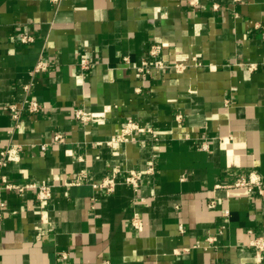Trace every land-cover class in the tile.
Returning <instances> with one entry per match:
<instances>
[{
  "label": "crops",
  "instance_id": "0c3cea01",
  "mask_svg": "<svg viewBox=\"0 0 264 264\" xmlns=\"http://www.w3.org/2000/svg\"><path fill=\"white\" fill-rule=\"evenodd\" d=\"M153 43L172 67L138 71ZM39 58L49 66L32 73ZM77 107L102 116L82 122ZM128 119L157 139L105 143ZM10 146L0 175L52 195L0 189V264H264L249 245L264 239V198L229 186L264 182V0H0V150ZM150 163L139 200L124 176ZM112 173V191L93 188Z\"/></svg>",
  "mask_w": 264,
  "mask_h": 264
},
{
  "label": "built area",
  "instance_id": "2783aa9c",
  "mask_svg": "<svg viewBox=\"0 0 264 264\" xmlns=\"http://www.w3.org/2000/svg\"><path fill=\"white\" fill-rule=\"evenodd\" d=\"M199 0H188L189 5L196 6L198 4ZM34 40V37L32 34L28 33L27 31H21L19 33V41L21 43H29ZM165 45L163 43H153L149 46L148 49V55L149 58L143 59L141 64L137 66L138 71H144L146 67H154L155 69H164L172 67L171 65H167L164 63L162 59L159 57H156L158 53L163 49ZM123 60L125 62H128V57H124ZM79 68L81 71H88L94 66V61L87 57L85 54L80 55L79 60ZM49 66L48 61L39 58L33 69L32 73H40L42 71H45ZM173 67H175L177 70H181L184 65L182 63L174 64ZM24 89H28V84L24 85ZM26 109L30 113H36L40 110V104L35 99H28L24 101ZM8 111L10 113L11 118L13 119L14 127H18V119L20 114V107L17 106L16 103H10L7 105ZM73 116L82 121L87 122L91 119L99 118L102 116L101 112H92V111H86L82 107H77L74 110ZM179 117V116H178ZM139 132H148L150 133L155 139H157V133L152 130L150 127L147 126H141L137 122L128 119L123 123V125L120 127L118 133L111 137L109 140L105 141V143L112 145L115 142H125L129 140H134V133ZM64 140V136L62 133H56L53 135V141L61 142ZM41 149H46V144L40 145ZM201 149H206L207 144L205 142H202L200 145ZM17 158L16 155V148L15 146L6 147L0 150V168L7 165V162L10 160H13ZM155 166L153 163H150L144 170H138V169H128L126 171V174L124 176V183L128 184L132 190L137 193V196L139 200H143V197L138 196V191L141 183V179L144 174H152L154 173ZM87 173L85 171H80L76 177H74L73 180L69 181V185L78 184L82 180L87 179ZM116 181V174H107L105 175L100 181L92 183L93 188L95 189H101L104 192H110L114 189ZM220 186V185H217ZM229 186L233 187H244L251 193H255L256 195L264 198V182L260 179V177L256 176L253 173H250L248 176H238L235 181L230 184ZM0 189H6V190H12L19 194H22L26 191H32L34 193L35 199L39 202L45 201L49 198H51L52 195V187L50 184L43 183V182H35V181H28L25 183H15L12 181H9L6 177V175L1 174L0 175ZM208 208H214L215 202L214 200H211L207 204ZM223 214L227 215L228 210L224 209ZM141 223V218L138 212H135L131 219V224L138 228L139 224ZM208 240H214V236H209L207 238ZM249 245L253 246L256 249V261L261 262L262 259V252L264 251V239L262 237H252L249 240ZM232 264H245L242 261L234 262Z\"/></svg>",
  "mask_w": 264,
  "mask_h": 264
}]
</instances>
